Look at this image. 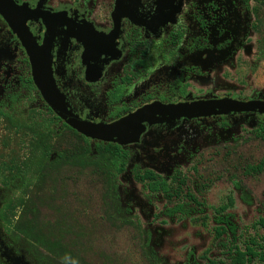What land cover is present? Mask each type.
<instances>
[{"label":"flooded vegetation","instance_id":"flooded-vegetation-1","mask_svg":"<svg viewBox=\"0 0 264 264\" xmlns=\"http://www.w3.org/2000/svg\"><path fill=\"white\" fill-rule=\"evenodd\" d=\"M253 2L124 0L116 22L117 0H107L102 13L100 0H0V106L47 110L62 127L65 120L35 83L33 45L43 85L50 82L56 103L90 125L129 118L113 135L126 142H111L130 151L133 164L163 173L206 123L214 122L208 128L223 139L225 131L239 128L235 116L264 122L259 109L186 108L264 101L246 99L244 88L234 86L238 61L254 54ZM223 78L233 84L224 86Z\"/></svg>","mask_w":264,"mask_h":264},{"label":"rangeland","instance_id":"rangeland-1","mask_svg":"<svg viewBox=\"0 0 264 264\" xmlns=\"http://www.w3.org/2000/svg\"><path fill=\"white\" fill-rule=\"evenodd\" d=\"M107 6V0H100L98 11L102 13ZM261 38L264 41V29L254 36L253 56L238 61L239 82L234 86L244 88L246 99L264 100ZM223 81L224 86L230 83L224 78ZM259 122L256 115L235 116L233 123L239 128L237 138L232 139L229 134L221 139L214 128H208L214 122L206 123L190 136L185 151L165 164L162 175L168 178L179 167L189 178L187 183L192 191L198 175L203 182L211 180L212 187L204 193L207 204L220 206L233 195L235 205L228 213L233 214V223L243 229L264 212V173L255 177L244 174L249 163L264 159V140L252 134ZM58 127L47 110H28L22 104L9 106L7 102L0 106V209L5 202L11 205L6 209L5 218L0 219V264H36L12 240L17 236V223L24 210L22 203L29 201L34 193L38 194L37 214L30 220L42 228L49 227L44 232L45 238H57L68 247L74 255L73 264H148L151 251L163 259V264H209L210 259H223L230 264L225 260L223 248L214 244L216 222L212 210L207 209L206 218L199 215L196 220L165 217V213H160L162 208L156 202L151 203L127 173L118 189L119 211L124 214L121 215L101 183L87 181L86 164L50 163L53 158L46 154L45 147L58 140ZM14 161L21 163L19 172L7 169ZM48 164L53 170L48 169ZM18 173V178L11 180ZM78 178L82 181L76 183ZM234 181L240 183L239 191L233 190ZM132 189L135 197L129 191ZM141 201L146 206L140 205ZM158 226L165 227L167 232L156 235Z\"/></svg>","mask_w":264,"mask_h":264},{"label":"trees","instance_id":"trees-1","mask_svg":"<svg viewBox=\"0 0 264 264\" xmlns=\"http://www.w3.org/2000/svg\"><path fill=\"white\" fill-rule=\"evenodd\" d=\"M253 10L255 12L254 34L258 35L264 29V0H254ZM260 42L262 45L264 42L262 38ZM263 53L264 50L262 49ZM261 113L264 114V112ZM57 118L59 117L57 116ZM230 128L227 127V129ZM57 132L58 140L56 143L45 147L46 154L53 159L55 158L50 163L60 161L68 166L86 164V172L89 173L87 181L89 180L88 182L91 183L96 180V182L101 183L102 189L107 191L118 213H121L119 211L118 189L122 185V178L130 173L135 185L148 195L151 203L156 202L162 208L163 211L160 213H165V217L181 221L196 220L199 215L206 218L207 209L212 210L216 222L213 228L215 232L214 244L223 248L226 252L225 260H229L230 264H264V212L260 213L253 222L245 225L243 229H239V226L232 221L233 214L228 213L229 209L235 205L236 200L233 195H230L227 202L220 206L211 207L207 204L208 201L204 198V193L212 187L213 182L211 180L203 182L198 175L199 179L195 182L196 187L192 191L187 183L189 178L179 170V167L167 178L153 168H141L139 164H133L130 159V151L123 148L122 145L103 140L93 143L89 139L90 137L80 133L66 121H63L62 127H58ZM225 132L229 133V139L237 138L238 131H231L230 129ZM252 134L264 140V122L257 123L252 129ZM199 161L201 162V160ZM20 164L19 161H14L7 169L12 172L16 170L19 172L21 170ZM48 169L53 170L50 164H48ZM263 173L264 159L257 163H249L244 170V174L248 177H255ZM19 175V173L12 175L11 180L15 181ZM75 181L78 183L82 180L78 178ZM237 187L240 188L241 185L234 181L233 190L239 191ZM37 195L36 193L32 194L29 201L22 203L24 210L16 230V238L18 235L19 237L17 239L13 237L12 240L24 248L36 264H73L74 255L68 247L57 238L51 237L48 240L45 238L44 232L49 230V227L42 228L41 225L30 220L32 215L37 214L38 199H35ZM9 206L11 207L8 201L0 209L1 220L5 218L6 209ZM151 208L154 212V208ZM121 215L124 214L121 213ZM158 227L161 231L167 232L165 227ZM207 252L209 253L210 250ZM148 264H163V259L155 251H151ZM209 264L227 263L223 259L219 261L210 259Z\"/></svg>","mask_w":264,"mask_h":264},{"label":"water","instance_id":"water-1","mask_svg":"<svg viewBox=\"0 0 264 264\" xmlns=\"http://www.w3.org/2000/svg\"><path fill=\"white\" fill-rule=\"evenodd\" d=\"M123 2L124 0H117V7L114 13V18L116 22H118L122 16L121 14H122ZM28 48L33 62L35 83L38 86V88L42 90V93L44 94L49 105L54 109V111L59 116H61L70 126H72L77 131L88 137L103 141H113L120 143L126 142V141H122L121 139H116L113 135L115 134V132L119 131V129H121L130 120L129 118L121 120L120 122L108 126H100V125H92V124L90 125L82 121L81 119L75 117L73 114H71L62 104H60V101L59 103L58 102L56 103L57 93H55L52 90L51 86H49L50 82H47L45 86L43 85V82H45V80L40 77L39 58L37 57L33 45L28 46ZM48 79H51L49 72H48ZM186 108L191 112H194L195 110H199V109H209V108H232L236 110H246V111H253L259 109L261 112H264V101H252L249 103H236V102L233 103L228 101H218V102L206 103V104L205 103L191 104L188 105ZM140 205L146 206L142 201ZM12 259H14V261L16 262L17 261L19 262V259L17 258H12Z\"/></svg>","mask_w":264,"mask_h":264}]
</instances>
